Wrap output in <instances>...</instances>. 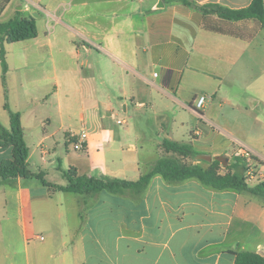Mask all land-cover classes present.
I'll return each mask as SVG.
<instances>
[{
  "label": "crops",
  "instance_id": "crops-1",
  "mask_svg": "<svg viewBox=\"0 0 264 264\" xmlns=\"http://www.w3.org/2000/svg\"><path fill=\"white\" fill-rule=\"evenodd\" d=\"M18 11L38 33L5 41L0 122L10 129L6 102L21 114L33 172L61 185L70 169L137 181L173 154L165 139L210 155L188 156L201 166L246 148L264 171L263 42L207 29L202 11L175 1L10 0L0 24ZM13 159L12 146L0 149V163ZM238 251L264 256V197L248 191L159 173L143 190L118 193L0 178V264H235Z\"/></svg>",
  "mask_w": 264,
  "mask_h": 264
},
{
  "label": "trees",
  "instance_id": "trees-1",
  "mask_svg": "<svg viewBox=\"0 0 264 264\" xmlns=\"http://www.w3.org/2000/svg\"><path fill=\"white\" fill-rule=\"evenodd\" d=\"M10 0H0V11L4 9ZM182 2L203 12V25L205 28L228 34L240 35L252 38L256 30L245 31L244 27L236 23L252 20L264 28V0H252L248 7L241 9H231L217 3L200 5L194 0H165ZM247 34H246V33ZM36 19L32 15H23L20 11L16 16L4 24H0V58L3 69V83L6 88V74L8 63L6 60L5 41L16 42L37 36ZM6 109L10 112L11 127L5 128L0 122V149L8 146L13 147L14 159L0 163V178L7 180L12 178H36L44 186L57 191H70L77 193H97L102 190L118 193L124 189L143 190L152 176L159 173L167 180L180 181L190 177H196L203 183L218 189H235L239 191H248L255 195L264 196V182L255 186H250L246 177L239 172L221 173L218 170L223 159L216 157L207 168L201 165L179 162L171 157L159 159L153 168L146 174H143L139 180L132 181L120 178H110L108 176H88L78 175L74 169L64 171L68 179L67 185H61L51 182L47 179L46 173L42 170L33 172L29 168L30 149L24 137V131L21 123V114L10 109L6 102ZM162 148L167 152L178 154L182 157H200L208 158L197 152L191 144L181 143L170 139H165ZM235 165H239L240 159H236ZM235 257V264H264V256L251 251L231 252Z\"/></svg>",
  "mask_w": 264,
  "mask_h": 264
},
{
  "label": "rangeland",
  "instance_id": "rangeland-1",
  "mask_svg": "<svg viewBox=\"0 0 264 264\" xmlns=\"http://www.w3.org/2000/svg\"><path fill=\"white\" fill-rule=\"evenodd\" d=\"M4 18V17H3ZM252 27H254V30H256L257 28H259V24H254L252 25ZM263 31V35H260L258 33L255 34L254 39H255V43H260L263 42L264 43V29H262ZM261 151L264 152L263 149H259ZM225 155V154H224ZM173 158L174 160H178L179 162H185V163H189L192 164L188 161V157H182L178 154H171L170 156ZM225 156L222 157L223 161L222 163H220L218 170L221 173H227V172H239L242 173L246 179L247 182H249L248 184H252V185H257L259 183L264 182V171H262L260 169V164H262V162H260L256 157H255V161L252 162H247L246 159L238 154H234L232 155V157L229 156ZM192 158V156L190 157ZM240 159V163L239 165H235V162L237 161L236 159ZM227 159V161L225 160ZM229 159V162H228ZM212 160L211 161H207V160H202V164L204 165L203 167L207 168L211 165ZM251 170L252 174H248V171ZM262 197H264L262 195Z\"/></svg>",
  "mask_w": 264,
  "mask_h": 264
},
{
  "label": "built area",
  "instance_id": "built-area-1",
  "mask_svg": "<svg viewBox=\"0 0 264 264\" xmlns=\"http://www.w3.org/2000/svg\"><path fill=\"white\" fill-rule=\"evenodd\" d=\"M205 102H206V96L203 95V96L199 97L196 101V104H195L196 109H198V110L203 109ZM118 122L122 123V120H119ZM87 137H88L87 131H85V130L81 131L80 136H79V140L77 142H75V144H74L75 149L84 148V146H85L84 143L87 140ZM241 156H243L247 162L255 161V157L249 149L242 148L241 149ZM248 174H252V171L249 170ZM40 238L44 239L43 236H40Z\"/></svg>",
  "mask_w": 264,
  "mask_h": 264
}]
</instances>
